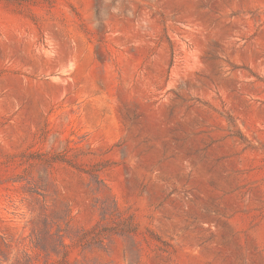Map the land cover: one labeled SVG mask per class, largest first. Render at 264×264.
Returning <instances> with one entry per match:
<instances>
[{
    "label": "rangeland",
    "instance_id": "obj_1",
    "mask_svg": "<svg viewBox=\"0 0 264 264\" xmlns=\"http://www.w3.org/2000/svg\"><path fill=\"white\" fill-rule=\"evenodd\" d=\"M0 264H264V0H0Z\"/></svg>",
    "mask_w": 264,
    "mask_h": 264
}]
</instances>
